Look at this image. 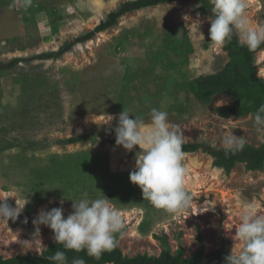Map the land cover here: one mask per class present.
Returning a JSON list of instances; mask_svg holds the SVG:
<instances>
[{
	"label": "rangeland",
	"instance_id": "rangeland-1",
	"mask_svg": "<svg viewBox=\"0 0 264 264\" xmlns=\"http://www.w3.org/2000/svg\"><path fill=\"white\" fill-rule=\"evenodd\" d=\"M130 1L0 0V63L57 52ZM199 7L177 0L134 11L62 57L0 72V200L12 207L16 199L28 202L17 220L0 219V257L42 255L55 242L54 233L40 225L36 235L33 220L55 207H63L67 218L73 200L85 192L90 199H110L120 210L125 227L117 245L128 257L160 256L168 247L190 258L202 244L206 254L222 251L225 264L233 248L243 249L233 237L245 204L264 214V169L237 164L226 172L203 150L186 153L185 187L193 206L169 213L143 199L130 181L138 151L99 138L66 143L78 136L115 134L124 109L148 124L153 108L166 111L170 124L182 129L184 144L227 149L228 133L242 136L245 145L264 142V129L253 115H218V107L234 104L231 96L203 103L190 88L194 79L217 74L230 61L225 43H210L211 18ZM247 15L253 26L264 25V0H248ZM255 66L264 81V48ZM108 115L115 119L106 124ZM207 205L210 210H198Z\"/></svg>",
	"mask_w": 264,
	"mask_h": 264
},
{
	"label": "clouds",
	"instance_id": "clouds-1",
	"mask_svg": "<svg viewBox=\"0 0 264 264\" xmlns=\"http://www.w3.org/2000/svg\"><path fill=\"white\" fill-rule=\"evenodd\" d=\"M25 3L30 4L31 0H25ZM210 3L215 17L210 20L211 44L223 45L234 35L249 50L264 44V25L253 26L249 20L248 0H210ZM150 115V123L146 124L139 116L130 118L129 111L124 109L114 128L116 145L128 151H133L136 146L141 150L137 152L136 170L130 173V181L140 187L143 199L158 209L169 213L190 210L194 198L185 187L188 169L183 163L186 155L183 151L184 132L178 125L170 124L166 111L153 108ZM114 119L108 115L106 124ZM255 124L264 129V105L257 110ZM223 143L227 149L235 151L242 150L246 141L242 136L228 133ZM73 201V211L67 218L63 207L41 210L33 220L36 235L40 225L47 226L54 233V241L62 244L64 249L86 250L88 256L100 259L104 252H110L117 246V234L123 235L125 224L122 214L110 199H90L87 192L78 201ZM27 203L20 204L16 199V206L12 207L7 200H0V219L17 220ZM210 208L207 205L198 210L205 212ZM241 221L233 238L242 241L244 247L239 253L233 248L224 258L225 264H264V214H258L254 204H245ZM48 259L57 264H67L64 251H56ZM72 264H86V261L75 258Z\"/></svg>",
	"mask_w": 264,
	"mask_h": 264
},
{
	"label": "trees",
	"instance_id": "trees-1",
	"mask_svg": "<svg viewBox=\"0 0 264 264\" xmlns=\"http://www.w3.org/2000/svg\"><path fill=\"white\" fill-rule=\"evenodd\" d=\"M177 0H134L123 3L116 12H112L106 21L101 22L92 32L66 43L59 51L35 56L34 58L24 59L16 58L9 63H0V72L10 71L16 68L22 62L34 60H49L59 58L70 52L77 44L87 43L97 34L103 33L111 27H114L118 20L131 12L142 9L156 7ZM200 4L199 11L203 16L214 19L211 11L212 4L210 0H186ZM264 48L261 44L255 50H249L247 46H242L237 36H233L231 41L224 45L230 61L225 68L214 75L198 77L190 83L192 92L202 101L208 103L214 96L226 94L232 97L234 102L230 106L217 108L220 117L228 119L231 117H245L253 115L255 117L257 110L264 105V81L258 76L255 66L256 54ZM94 138H99L102 143L116 145V135L110 133H98L95 136L85 135L69 139L67 144L86 143ZM138 151V149H134ZM203 150L214 159V166L230 172L237 164H245L250 171H262L264 169V142L259 147L245 145L242 150L214 149L201 144H184L183 151L193 153ZM56 251H64L67 256V264H72L73 259L83 258L86 264H224L222 251H213L205 253L204 246L201 244L199 249L192 257L186 258L182 251L172 254L167 250L160 256H150L148 254H139L135 257L124 255L118 245L110 252H104L100 259L90 257L86 250L77 252L75 250L64 249L62 244L56 242L50 244L40 256L19 255L14 258L5 259L0 257V264H57V262L48 259Z\"/></svg>",
	"mask_w": 264,
	"mask_h": 264
}]
</instances>
